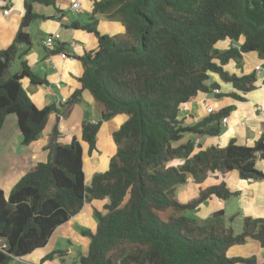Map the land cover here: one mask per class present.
<instances>
[{"label": "trees", "instance_id": "trees-1", "mask_svg": "<svg viewBox=\"0 0 264 264\" xmlns=\"http://www.w3.org/2000/svg\"><path fill=\"white\" fill-rule=\"evenodd\" d=\"M36 2L55 6L56 0H25L16 37L0 50V130L5 118L15 115L22 143L28 145L55 113L52 135L58 136L59 121L81 102L84 90L102 108L98 120L88 108L84 112L82 140L90 154L97 149L103 122L119 114L126 120L113 132L116 152L107 170L96 173L90 184L85 181L81 142L73 137L69 143L57 142L54 154L49 144L48 161L32 167L8 195L0 188V264L45 247L85 203L103 199V210L93 212L96 229L82 230L90 245L86 255L79 254L78 264H258L255 257H230L228 251L248 238L264 247V217L245 216L239 225L235 216L226 219L223 210L203 221L185 214L211 196L226 200L238 192L221 181L187 203L178 201L175 193L188 178L200 183L215 172L236 170L246 181L264 180L256 164L264 160V130L253 145L234 138L224 147L195 143L197 138L219 136L232 106L192 125L179 117L181 107L200 92L244 101L242 94L255 88L256 72L237 74L226 66L233 60L241 67L242 54L252 51L264 58V0H93L90 20L69 26L94 33L98 47L76 55L84 68L81 88L60 108H39L31 100L24 78L34 85L50 83L27 61H21L20 72L7 75L12 62L31 46L26 28L46 18L33 10ZM97 14L121 21L125 32L101 34ZM223 40L233 45L217 46ZM61 52L68 54L65 44L48 50L49 55ZM213 73L231 82L235 91L221 93L219 83L211 80ZM188 133L193 139L181 142ZM54 254L58 251L44 260Z\"/></svg>", "mask_w": 264, "mask_h": 264}, {"label": "crops", "instance_id": "crops-1", "mask_svg": "<svg viewBox=\"0 0 264 264\" xmlns=\"http://www.w3.org/2000/svg\"><path fill=\"white\" fill-rule=\"evenodd\" d=\"M73 1L56 0L55 6L34 3L33 10L46 16V18L36 19L35 23L32 22L26 28L31 37V46L22 58L15 59L18 63L13 73L20 72L21 61L25 60L35 74L46 78L50 83L49 85H34L28 78L22 80L24 89L39 108L52 104L60 108L75 90L81 88L80 77L84 68L76 55H83L85 52L95 50L98 47V39L94 33L69 26L76 20L82 23L90 20L93 0H79L80 5L76 10L72 8ZM3 8L9 9L7 15L2 14ZM25 11V0H0V50L13 43ZM95 17L98 19L97 28L101 34L115 36L125 32V26L121 21L110 19L103 14H97ZM55 33H59L60 38L53 42L51 49L57 44H65L68 48V54L62 52L53 55L48 54L50 48L44 44V40ZM230 45L233 43L228 40L227 44L221 47L227 48ZM24 48L25 46H21V49ZM256 66H261V69L257 71ZM226 68L237 74L256 72V86L249 92L242 94L245 97L244 101L229 96L217 98L213 93H210L214 96V100H212L209 98L210 94L200 92L181 107L179 117L183 119L185 124L192 125L208 114V106L216 107L217 111L232 106L227 123L225 125L221 123L223 131L219 136H204L195 140L196 144L200 143L203 147L211 144L224 147L232 138L236 139L239 144L253 145L264 130V58L259 57L255 51L243 53L241 67L232 60ZM211 80L219 83L221 93L235 91L232 83L223 81L218 74H211ZM87 108L92 113L93 119L98 120L100 118L101 106L89 91L84 90L81 102L69 107L66 110V115L59 121L60 135L56 136L57 142L63 144L69 143L73 137L81 142L85 181H91L96 173L107 170L110 158L116 152V145L112 137L113 132L124 123L126 115L119 114L102 123L97 133V149L90 154L89 145L82 140V123ZM55 122L56 114L52 113L38 139L24 145L17 117L6 118L0 130V188L3 189L5 195H8L12 187L38 162L48 161L51 151L48 149V145H51ZM190 134H186L181 142L192 140L193 135ZM181 162L180 160L179 163ZM256 164L257 168L264 173V160L258 159ZM221 181H225L231 191L239 194L226 200L211 196L197 209L188 211L191 218L204 220L219 210L224 211L226 218L235 216L238 223L245 216L264 217V180L246 181L240 177L236 170L228 173H212L200 183L188 178L185 184L177 187L176 198L181 203H187L198 197L201 189ZM106 201V199L92 200L85 203L78 214L57 228L45 247L27 256L15 257L8 264L12 262L18 264L16 260L18 262L23 261L22 264H78L79 254L86 255L90 245V238L83 235L82 230L96 229L97 222L95 224L91 216L94 209L102 210ZM61 239L66 242L65 249H57L55 244L49 248L52 240H55L54 243H60ZM56 251L58 254L44 260L45 256ZM70 255L74 256V260H70ZM228 255L230 257H255L258 264H264V247L253 238H248L244 243L232 246Z\"/></svg>", "mask_w": 264, "mask_h": 264}, {"label": "rangeland", "instance_id": "rangeland-1", "mask_svg": "<svg viewBox=\"0 0 264 264\" xmlns=\"http://www.w3.org/2000/svg\"><path fill=\"white\" fill-rule=\"evenodd\" d=\"M34 22V21H33ZM35 23V22H34ZM227 41L228 40H223V41H220L218 44H217V46H224L225 44H227ZM17 59V58H16ZM17 60H14L13 62H12V65L10 66V68H9V71H8V73H7V75L8 76H10L11 74H13V72H14V70H15V68H16V65H17ZM10 74V75H9ZM209 98H211L212 100H214V96L212 95V94H210L209 95ZM9 117H15V116H13V115H9V116H7L6 118L7 119H9ZM6 118H5V120H6ZM7 125H8V122H7ZM50 130H51V128H50ZM191 135V134H190ZM192 136V135H191ZM179 161L180 160H176L175 161V163H179ZM91 183V181L90 180H86V184H90ZM8 194V193H7ZM231 205H233V204H231ZM104 208V207H103ZM103 210V209H102ZM192 213H195V212H192ZM186 215H188V216H190V214L187 212V213H185ZM162 216H163V218H164V214H162ZM91 218H92V220H94V222H95V224H96V219H95V217L93 216V214H92V216H91ZM227 219V218H226ZM199 221H201V220H199ZM203 221V220H202ZM240 221H242V220H240ZM88 223V222H87ZM239 225L241 224V223H238ZM235 226V225H234ZM236 230H239V228H237ZM54 241L55 240H52L51 242H50V244H49V248L50 247H53L54 246V244H55V246H56V248L58 249H65V247H66V242H65V240H60V243H57V242H55L54 243ZM58 241V240H57ZM38 252V251H37ZM39 253V252H38ZM70 257V260L72 261V260H74L73 258H74V256L73 255H70L69 256ZM77 257V256H76ZM16 262L18 263V264H22V262H18V260H16ZM11 264H13V262L11 263Z\"/></svg>", "mask_w": 264, "mask_h": 264}, {"label": "built area", "instance_id": "built-area-1", "mask_svg": "<svg viewBox=\"0 0 264 264\" xmlns=\"http://www.w3.org/2000/svg\"><path fill=\"white\" fill-rule=\"evenodd\" d=\"M79 5H80V1L79 0H74L73 3H72V8L76 10V9L79 8ZM1 12H2L3 15H7L9 13V9L8 8H3ZM59 38H60V34L59 33L51 34L44 40V44L51 49L53 42L56 39H59ZM260 69H261V66H256V70L257 71H259ZM215 91L217 92L219 90L216 89ZM214 111H217L216 107H214V106H208L207 107V113H211V112H214ZM227 121H228V116L224 117L222 119L221 123L225 125L227 123Z\"/></svg>", "mask_w": 264, "mask_h": 264}, {"label": "water", "instance_id": "water-1", "mask_svg": "<svg viewBox=\"0 0 264 264\" xmlns=\"http://www.w3.org/2000/svg\"><path fill=\"white\" fill-rule=\"evenodd\" d=\"M57 144V136H53L51 139L52 153L54 154Z\"/></svg>", "mask_w": 264, "mask_h": 264}]
</instances>
